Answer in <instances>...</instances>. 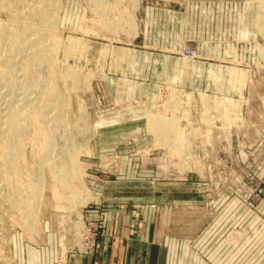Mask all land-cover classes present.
I'll use <instances>...</instances> for the list:
<instances>
[{"label": "rangeland", "instance_id": "obj_1", "mask_svg": "<svg viewBox=\"0 0 264 264\" xmlns=\"http://www.w3.org/2000/svg\"><path fill=\"white\" fill-rule=\"evenodd\" d=\"M11 1L0 67L22 76L0 90L35 75L17 31L40 25L52 57L26 105L41 118L0 148V264L40 247L67 264L137 212L141 237L168 238L164 264L264 261V0H225L207 24L204 0Z\"/></svg>", "mask_w": 264, "mask_h": 264}, {"label": "crops", "instance_id": "obj_2", "mask_svg": "<svg viewBox=\"0 0 264 264\" xmlns=\"http://www.w3.org/2000/svg\"><path fill=\"white\" fill-rule=\"evenodd\" d=\"M224 1L218 0L219 3L215 1L213 7L210 6L208 9L206 8L205 0L200 5L196 4L195 8L202 14L197 11V16L204 15L207 19L210 11H213L216 15L223 16L225 12L219 7H227L223 3ZM209 19L204 23H209ZM221 35H223V32H221ZM221 35L216 36V38L220 39ZM90 215L86 216L89 217ZM140 220L141 213L137 212V214L133 215L131 229L108 230L102 233L96 240H93L92 252L85 255H77L74 257L75 259L73 258V261H68L69 263L67 264H164L166 242H169L167 241L168 238L159 237L157 239L155 234H152L149 239H144L139 235ZM31 251L29 248L24 249L21 264H56L57 262L55 259L57 250L55 253L48 247H40L35 249V252ZM15 264L18 263L15 262ZM260 264H264V261H261Z\"/></svg>", "mask_w": 264, "mask_h": 264}, {"label": "bare ground", "instance_id": "obj_3", "mask_svg": "<svg viewBox=\"0 0 264 264\" xmlns=\"http://www.w3.org/2000/svg\"><path fill=\"white\" fill-rule=\"evenodd\" d=\"M10 1V0H9ZM45 2L46 0H40V2ZM13 2V0L11 1ZM48 1H46L47 3ZM136 3V2H135ZM12 4V3H11ZM49 4V2H48ZM43 4L41 3L40 6H42ZM47 5V4H46ZM108 5V4H107ZM135 5V4H134ZM44 6L41 7V9H43ZM136 7V5H135ZM44 10V9H43ZM48 11V10H47ZM42 12V11H41ZM49 14H50V11H49ZM30 16V15H29ZM51 16V14H50ZM53 17V16H52ZM104 17V16H103ZM41 22V20H39ZM44 25V24H43ZM26 26V25H25ZM40 26V25H39ZM39 26L37 28H31V27H27L26 29H23V30H20V31H17L18 33L15 35L16 36V40L15 41V44L18 43V44H24V45H20L18 50L20 52H22V54L24 55V57H26V59H28V66H30V69L31 67H33V72H35V75L34 77L29 80L28 83H25V87L23 88L22 92L19 93L18 91H16L17 89L14 90V85H16L14 82L10 83L9 86V91H6L5 92H2L0 90V148L1 149H4V152L8 153V155H15L13 152H11L10 149H12V147H15L16 144L15 143V139H16V135L23 129V123H22V118H28V117H33V120H38L40 117L39 115V111H41L39 109L38 106H34L35 109H38L37 112L35 111H32L31 109H27L26 105L27 104H32L33 102L30 101V99L28 98L29 96V93L31 92V88L33 87H37L40 83V80H39V76H38V67L41 65L42 62L44 63H47L45 62V59L46 57H50V54L47 50H46V43H47V39H46V35L47 33H45L44 29L43 31L41 29H38ZM36 27V26H35ZM44 27V26H43ZM48 28H51V27H48ZM8 29V28H7ZM17 29V28H16ZM49 31V30H48ZM52 31V30H51ZM16 33V32H15ZM14 33V34H15ZM51 33V32H50ZM34 36V37H33ZM39 36V37H38ZM24 40L26 42H24ZM54 42V41H52ZM58 43V42H57ZM48 44V43H47ZM56 44V43H55ZM11 48V47H10ZM51 57H52V54H51ZM51 57L49 58L51 60ZM1 58V57H0ZM6 60H10L8 58H6ZM49 60V61H50ZM48 61V60H47ZM26 63V62H25ZM51 63V62H50ZM43 64V63H42ZM10 68H1L0 67V75H3L5 76V74H11L14 79H19V77L22 76V73L20 72H17L15 70H11V68L14 67V65L12 64L11 66H8ZM13 72V73H12ZM17 82V81H16ZM58 82V81H57ZM10 90L12 91V93L14 94L15 96V99L13 98H9L7 96H9L8 94H10ZM30 91V92H29ZM61 93V92H60ZM16 102V103H15ZM35 104V103H33ZM41 104V103H40ZM28 110V113L23 115L24 114V111H27ZM86 110V109H85ZM41 113V112H40ZM12 115V118L10 119V121H8L5 125H2V121H3V118H5L6 116L8 115ZM83 115V114H82ZM31 122V121H30ZM87 127V126H86ZM38 129V128H37ZM62 133V132H61ZM50 136H48L47 138V143H45V147L46 149L44 150V154H46L48 151H50L51 147L54 146V142H53V139L50 138ZM15 145V146H14ZM44 148V147H43ZM67 148V147H65ZM17 149V148H16ZM36 149V148H34ZM33 149V150H34ZM71 149V148H70ZM18 150V149H17ZM187 151V150H186ZM180 152V151H179ZM58 155V154H57ZM8 157V156H7ZM49 159H53L52 155H50ZM9 168V167H8ZM43 172V171H42ZM11 174V173H10ZM77 175V174H75ZM72 176V175H71ZM55 177V176H54ZM62 177V176H61ZM79 178V177H78ZM45 179V178H44ZM56 179V178H55ZM74 179V178H73ZM57 181L56 182H62V184L64 185V183L66 182V180H64V177L63 179H56ZM25 182V181H24ZM83 182V181H82ZM43 183V182H41ZM53 186V185H52ZM42 187L43 184L39 187H33V190H38L40 189V192L42 191ZM53 188V187H52ZM83 189L85 191H87V193L89 194V191L87 189V187H83ZM58 191V190H57ZM56 191V192H57ZM22 192V191H21ZM38 193V198L39 201L42 200L43 198V195L42 193ZM62 192V191H61ZM60 192V193H61ZM53 193H54V196H55V191L53 190ZM61 195V194H60ZM63 196V195H62ZM74 196V195H73ZM64 197V196H63ZM78 198V197H77ZM71 200V199H70ZM69 202H72L73 201H69ZM85 202V201H83ZM39 203V202H38ZM86 203V202H85ZM84 205V204H83ZM40 206V204H39ZM38 207V205H37ZM36 207V209H37ZM31 208V207H30ZM33 208V207H32ZM31 214V213H30ZM35 214V213H33ZM37 214V212H36ZM35 216V215H34ZM31 217V216H29ZM36 218V217H35ZM35 220V219H33ZM31 223V222H30ZM29 223V224H30ZM33 223V221H32ZM32 225V224H30Z\"/></svg>", "mask_w": 264, "mask_h": 264}, {"label": "built area", "instance_id": "obj_4", "mask_svg": "<svg viewBox=\"0 0 264 264\" xmlns=\"http://www.w3.org/2000/svg\"><path fill=\"white\" fill-rule=\"evenodd\" d=\"M186 54V55H185ZM182 55L184 56H187V55H190V57L192 56V53L190 51H184V54L182 53Z\"/></svg>", "mask_w": 264, "mask_h": 264}]
</instances>
